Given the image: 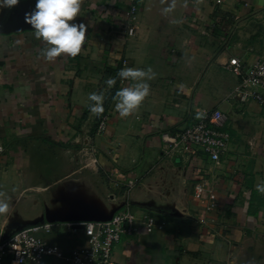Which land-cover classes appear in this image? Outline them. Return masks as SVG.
I'll use <instances>...</instances> for the list:
<instances>
[{"label":"crops","instance_id":"crops-1","mask_svg":"<svg viewBox=\"0 0 264 264\" xmlns=\"http://www.w3.org/2000/svg\"><path fill=\"white\" fill-rule=\"evenodd\" d=\"M35 2L0 9V137L8 146L0 187H19L24 199L61 187L73 210L58 217L44 210L35 223L109 217L124 204L138 218L149 214L154 228L117 245L115 264H264V108L232 99L239 78L225 69L233 58L264 61V0H175L170 13L172 0H139L133 36L129 0H83L72 22L86 25L85 43L54 62L24 20ZM126 67H151L156 77L139 108L121 118L114 97L129 84L117 75ZM93 92L108 99L104 133L97 130L104 115L90 111ZM216 110L227 115L230 135L218 162L164 151L162 133ZM128 181L135 185L125 192ZM2 217L6 239L19 225ZM49 238L62 255L76 247L60 234Z\"/></svg>","mask_w":264,"mask_h":264},{"label":"built area","instance_id":"built-area-1","mask_svg":"<svg viewBox=\"0 0 264 264\" xmlns=\"http://www.w3.org/2000/svg\"><path fill=\"white\" fill-rule=\"evenodd\" d=\"M139 0H129L125 14L127 35H135L134 20L139 10ZM226 71L239 78L232 99L241 104L255 102L264 108V61L250 64L238 58L230 59ZM3 67L0 66V85L3 83ZM108 116L97 125L100 133L106 131ZM228 117L220 111H212L204 119L175 133H162L160 141L165 152L183 150L196 155L201 152L211 161L218 162L226 153L230 141L227 132ZM8 152V146L0 137V160ZM135 182L126 183V191ZM205 191L202 181L195 182L194 196L200 198ZM142 217V216H141ZM140 219V220H139ZM154 228L149 214L137 217L129 204L100 221L67 219L23 226L6 239L0 238V264H43L46 259L63 258L66 264H115L113 253L122 241L131 243L142 232ZM60 234L76 247L62 255L57 245L50 244L44 236Z\"/></svg>","mask_w":264,"mask_h":264},{"label":"clouds","instance_id":"clouds-1","mask_svg":"<svg viewBox=\"0 0 264 264\" xmlns=\"http://www.w3.org/2000/svg\"><path fill=\"white\" fill-rule=\"evenodd\" d=\"M20 0H0V9L13 8ZM83 0H36L35 8L26 12L25 23L34 30V35L45 45L43 56L49 62L56 58L67 55L77 56L86 40L87 27L84 23H73L79 15ZM175 8V0L164 9L170 13ZM117 75L129 84L115 93V109L121 118L131 116L149 96L152 81L156 73L151 67L147 69L126 67L121 69ZM109 88L116 84L114 78L106 81ZM90 111L100 115L104 112V95L102 93H90L88 97ZM258 190L264 192V188ZM4 194L0 193V197ZM10 211V205L5 199H0V215H6Z\"/></svg>","mask_w":264,"mask_h":264},{"label":"rangeland","instance_id":"rangeland-1","mask_svg":"<svg viewBox=\"0 0 264 264\" xmlns=\"http://www.w3.org/2000/svg\"><path fill=\"white\" fill-rule=\"evenodd\" d=\"M104 97V105H106L108 99L106 98L105 94ZM103 115L104 113L101 114V117ZM106 115L109 116L108 114ZM5 156L3 159L0 160V173L5 172L7 169L8 154H6ZM87 188L88 187H81V190L85 192L87 191ZM0 193L4 194L2 197H0V199H5L6 202H8L10 205L9 213L1 216H3L2 218L8 219L11 228L14 227L16 224L25 227L31 226L32 224H38V222H35L40 220V217L43 215L42 212H44V210H52L53 214L57 215V217L61 216L62 213L66 214L67 210H73V207L71 205L73 204L72 200L69 199V196L65 197V192L61 189V187H53L49 189L46 193H42V191L39 192V194L36 191L31 193L29 192L30 195L34 194V196H31L30 199H24L20 195L19 187L1 186ZM33 197L37 198L35 202L32 200ZM81 198L86 200L87 196L81 195ZM49 237L51 236H44V238L47 239L50 244H52L50 242Z\"/></svg>","mask_w":264,"mask_h":264},{"label":"water","instance_id":"water-1","mask_svg":"<svg viewBox=\"0 0 264 264\" xmlns=\"http://www.w3.org/2000/svg\"><path fill=\"white\" fill-rule=\"evenodd\" d=\"M104 218L106 217H100V216H85V217H81V218H75V219H79V220H86V221H100V220H103ZM50 221V220H49ZM53 221H60V220H51L50 222H53ZM21 227L23 226H17L15 227L9 234H8V237L11 236L13 233H15L17 230H19Z\"/></svg>","mask_w":264,"mask_h":264}]
</instances>
